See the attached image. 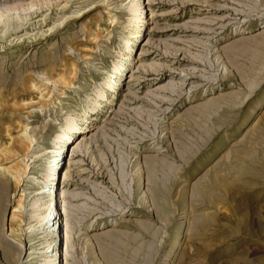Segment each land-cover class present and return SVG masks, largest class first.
Segmentation results:
<instances>
[{"label": "rangeland", "instance_id": "374dc122", "mask_svg": "<svg viewBox=\"0 0 264 264\" xmlns=\"http://www.w3.org/2000/svg\"><path fill=\"white\" fill-rule=\"evenodd\" d=\"M0 264H264V0H0Z\"/></svg>", "mask_w": 264, "mask_h": 264}, {"label": "bare ground", "instance_id": "6f19581e", "mask_svg": "<svg viewBox=\"0 0 264 264\" xmlns=\"http://www.w3.org/2000/svg\"><path fill=\"white\" fill-rule=\"evenodd\" d=\"M138 7V6H137ZM139 10V9H138ZM136 11V9H135ZM140 11V10H139ZM68 128H74V126L70 123L68 124ZM61 151L59 150V154ZM58 162L56 161V164ZM56 164H52L50 170L54 171L58 165ZM27 166V165H26ZM28 168V167H27ZM26 168V170H27ZM25 170V172H26ZM55 172V171H54ZM27 173V172H26ZM23 173L20 175L22 177ZM55 175V174H54ZM20 177V178H21ZM51 177V174H47L45 178ZM50 182V181H49ZM53 184V183H52ZM48 188H45L44 186L40 188L38 194H40V196L36 199V201L34 202V204H32L33 206H38V203L43 200L42 197L45 196V194H49L53 189H51V186H47ZM53 193V192H52ZM47 196V195H46ZM42 204V203H41ZM53 205H51V203H46L43 202V206L45 207L44 212L42 211L40 214L37 211V213L33 212L34 214H32L35 219H37L38 221V225L42 226L44 225L42 228V231L45 232H49V231H53L55 228H57L59 226V214H61L60 212H58L56 205H54V203L52 202ZM17 208V209H16ZM13 211L15 210H20L21 208V204L19 203V205L16 207ZM43 210V209H42ZM36 211V210H35ZM12 216H14V214H12ZM50 233V232H49ZM52 234V233H51ZM15 243V242H14ZM50 245V244H49ZM65 247V246H64ZM54 251V250H53ZM47 252V250L45 251ZM48 253V252H47Z\"/></svg>", "mask_w": 264, "mask_h": 264}]
</instances>
